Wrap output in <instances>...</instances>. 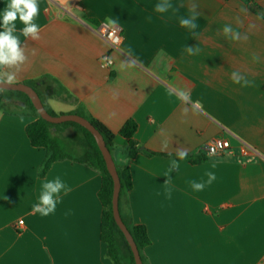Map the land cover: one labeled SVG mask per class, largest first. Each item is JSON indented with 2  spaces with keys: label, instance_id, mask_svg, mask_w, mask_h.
Masks as SVG:
<instances>
[{
  "label": "crops",
  "instance_id": "crops-1",
  "mask_svg": "<svg viewBox=\"0 0 264 264\" xmlns=\"http://www.w3.org/2000/svg\"><path fill=\"white\" fill-rule=\"evenodd\" d=\"M159 2L38 0L33 22L40 39L20 35L28 59L12 83L33 87L54 116L77 114L100 122L113 132L123 156L128 140L119 131L129 120L136 123L134 139L156 155L138 153L128 160L132 188L119 209L147 230L144 264H263L264 18L244 0H170L176 11L163 14L154 11ZM254 2L264 8V0ZM8 3L0 0V12ZM193 3L200 13L197 36L179 24ZM100 24L120 30L117 49L95 33ZM16 25L19 35L24 25L19 19ZM225 25L247 39L225 38ZM187 46L200 52L188 55ZM106 54L114 61L109 69L99 63ZM122 62L131 66L121 69ZM235 70L251 85L233 83ZM180 90L190 93V102L178 98ZM36 119L20 96L0 89V264H114L101 238L100 172L65 158L40 177L46 150L34 147L26 133ZM52 134L72 157L82 154L76 128ZM218 136L235 151L242 141L256 153L178 161L180 169L165 184L177 148L196 158L205 155L201 146ZM165 142L167 150L161 151ZM114 155L120 161L116 148ZM209 171L216 180L203 191L192 190L190 182L206 181ZM56 177L71 191L61 192L53 214L33 213L42 184ZM120 252L122 264H129L122 245Z\"/></svg>",
  "mask_w": 264,
  "mask_h": 264
},
{
  "label": "trees",
  "instance_id": "trees-1",
  "mask_svg": "<svg viewBox=\"0 0 264 264\" xmlns=\"http://www.w3.org/2000/svg\"><path fill=\"white\" fill-rule=\"evenodd\" d=\"M244 1L248 3L250 9L254 13L260 16H264V8H262L256 2H254V0H244ZM11 92L13 94L20 96L22 98V102L27 107V109L37 118L36 121H34L33 123L27 126L26 133L30 139L31 144L34 147L44 148L46 150V157L39 171V176L44 177L55 161L65 158L72 159L77 162L85 163L90 167L98 170L102 176V186L99 191V199L103 207L102 219H101V238L102 241L106 243L107 255L114 264H122V258L120 252V246L122 245L125 247L128 253L129 264H135L130 247L126 242L123 233L119 229L113 217V212H112L113 180L106 168V163L104 161V158L102 156L99 147L97 146V143L93 135L87 129L74 122L53 124L43 120L39 116L37 110L34 108L30 98L25 93L18 91H11ZM45 108L51 115H55L47 107ZM86 119H88L92 123V125H94V127L101 133V135L103 136L106 142L107 147L112 153L121 183V190L119 196V205H120L124 195L127 192H129L132 188V180H131L129 165L128 164L122 165L121 162L117 161V159L115 158L114 155L115 145H114L113 132L94 119H89V118ZM64 126H72L76 128L80 132L83 138L84 150L82 154L77 158H74L70 154H68L61 146L60 142L52 134V129L58 130L59 128H63ZM136 130H137L136 123L133 120H129L124 124V126L119 131V134L128 140L127 149L123 152L124 158H126L127 160L132 159L138 153H142L149 157L156 155V153L143 148L134 139ZM138 144L140 145L139 148H137ZM186 159H188L190 162L195 163V162H203L207 160V157L205 155H198L196 156V158L188 156ZM121 217L124 220L126 226L128 227L141 254L142 250L150 244V239L148 237L145 226L132 224L122 215Z\"/></svg>",
  "mask_w": 264,
  "mask_h": 264
},
{
  "label": "clouds",
  "instance_id": "clouds-1",
  "mask_svg": "<svg viewBox=\"0 0 264 264\" xmlns=\"http://www.w3.org/2000/svg\"><path fill=\"white\" fill-rule=\"evenodd\" d=\"M197 5L193 3L189 9L190 15L180 17L179 24L183 28H187L189 30H193V35L197 36L194 30L197 29L198 24L196 23L199 12L196 11ZM169 10L173 12L176 11V8L170 2V0H160L154 7V11L156 13H167ZM242 11H247L246 9H241ZM39 14V5L38 0H9V3L4 8L3 12H0V82L12 83L17 78L19 71L22 66L27 62V55L25 54V49L21 44L20 35L25 38H30L31 40H39L40 39V27L37 23L33 21ZM264 18L258 17V19ZM19 21L24 25L19 30V35H17V25L16 21ZM150 19V18H149ZM239 22V20H238ZM109 25H115L116 21L113 19H109L107 21ZM254 27V25H253ZM222 34L225 38H228L232 41H240L246 40L247 35H241V33L237 30H234L231 25H225L222 29ZM185 51L188 55H197L200 52L199 47H190L187 46ZM106 60V63L104 62ZM253 60L258 62L259 57L254 55ZM112 64L111 58H104L102 60V67H107ZM131 65L122 62L120 67L121 69L125 67H130ZM230 79L233 83L241 85V87H248L251 85V82L242 75L238 70L231 72ZM178 98L184 102H190V93L185 90H180L177 93ZM188 109L185 108L183 110L184 115H187ZM139 144L137 148H139ZM116 148L117 156L120 159L122 165H127L128 160L124 158L122 155V149L119 146H114ZM168 147L167 142H165L161 151H166ZM169 156L172 153H168ZM210 155H215V151L210 152ZM176 157L178 159H171L170 166L165 173V177L168 179L165 180V184L170 185V174L173 171H178L180 169V163L178 161H184L188 157V150L184 148L176 149ZM212 167L215 168L216 164L213 163ZM207 176V180H201L197 182L195 180L190 182V187L192 190L196 192L203 191L206 186L211 185L216 180L215 173L209 171L205 174ZM71 191V188L62 181L59 177H56L53 180H46L42 184V189L39 195L38 203L32 205V212L38 213L41 216H48L53 214L57 208V204L61 201V192L65 195ZM171 187L166 190V194L168 198H171Z\"/></svg>",
  "mask_w": 264,
  "mask_h": 264
},
{
  "label": "water",
  "instance_id": "water-1",
  "mask_svg": "<svg viewBox=\"0 0 264 264\" xmlns=\"http://www.w3.org/2000/svg\"><path fill=\"white\" fill-rule=\"evenodd\" d=\"M0 89L25 93L30 98L39 116L47 122L53 124L74 122L87 129L93 135L97 143V146L99 147L102 156L104 158V161L106 163V168L113 180L112 212H113L114 220L118 225L119 229L121 230V232L123 233L125 240L130 247L135 264H144L140 251L120 214V209H119V196L121 190L120 178L117 173V168L112 153L107 147L106 142L103 136L101 135V133L94 127V125H92V123L88 119L84 118L83 116L77 114H69V115H61V116L51 115L46 110L38 93L35 91L33 87H31L28 84L25 83L9 84L7 82H0Z\"/></svg>",
  "mask_w": 264,
  "mask_h": 264
},
{
  "label": "built area",
  "instance_id": "built-area-1",
  "mask_svg": "<svg viewBox=\"0 0 264 264\" xmlns=\"http://www.w3.org/2000/svg\"><path fill=\"white\" fill-rule=\"evenodd\" d=\"M95 33L102 38L110 47V49H117L119 44L122 41V35L120 33V30L113 27L109 26L107 24H100L96 27ZM111 58L109 54H106L100 58V65L102 66V60L104 58ZM112 64L103 67V68H111L114 64L113 59ZM106 63V60L104 61ZM201 150L204 152L205 156L207 158H214V157H223V156H229V155H235L239 154L240 156H249L251 154L256 153V150L248 145L245 142L240 141L237 150H234V147L231 146V144L221 136L211 138L207 140L202 146ZM215 151V155H210V152ZM23 221H19V224H22ZM263 264H264V259H263Z\"/></svg>",
  "mask_w": 264,
  "mask_h": 264
}]
</instances>
